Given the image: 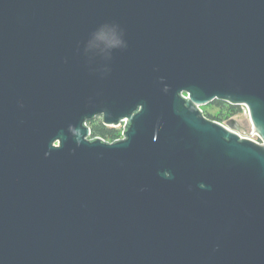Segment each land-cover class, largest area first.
I'll return each mask as SVG.
<instances>
[{
    "label": "water",
    "instance_id": "water-1",
    "mask_svg": "<svg viewBox=\"0 0 264 264\" xmlns=\"http://www.w3.org/2000/svg\"><path fill=\"white\" fill-rule=\"evenodd\" d=\"M0 264H264V0H0Z\"/></svg>",
    "mask_w": 264,
    "mask_h": 264
},
{
    "label": "trees",
    "instance_id": "trees-1",
    "mask_svg": "<svg viewBox=\"0 0 264 264\" xmlns=\"http://www.w3.org/2000/svg\"><path fill=\"white\" fill-rule=\"evenodd\" d=\"M211 106L218 109L219 113L216 116H211L210 114L207 113V117L209 116L208 118L211 117L212 119L217 121L224 120V118H222L221 115L223 111H226L225 119L233 117L234 115L238 114L240 111L239 107H235L220 101L213 102ZM86 125L90 128L91 136L94 138L103 137L107 139H113L116 136L115 129L106 127L102 122V118H95L93 120H90L86 123Z\"/></svg>",
    "mask_w": 264,
    "mask_h": 264
},
{
    "label": "built area",
    "instance_id": "built-area-1",
    "mask_svg": "<svg viewBox=\"0 0 264 264\" xmlns=\"http://www.w3.org/2000/svg\"><path fill=\"white\" fill-rule=\"evenodd\" d=\"M182 96L184 98H186L185 94H182ZM239 108H240V112L242 114H244V116H248L247 109H246V107L244 105H240ZM199 109L201 110L203 115L205 117H207V113L203 110V108L199 107ZM231 118L235 119L238 122V120L236 119V116H233ZM231 118L224 119V120H221V121L214 120L211 117L209 119H212V120H214V121H216V122H218V123H220L222 125H225V123ZM126 125H127V119H121L117 125H112V127H109V128L115 129V131H116V136L113 139H107V138H103V137H95V138H100L103 142H106V143H113V142H116V141L124 140L125 139V127H126ZM237 134L240 137H242V138H248V139L253 140V141L257 142V143H261V141L258 139L257 135L254 134V132H253V130L251 128V124H250V131L239 129V131H237ZM93 138L94 137H92L90 135L87 139H93Z\"/></svg>",
    "mask_w": 264,
    "mask_h": 264
},
{
    "label": "rangeland",
    "instance_id": "rangeland-1",
    "mask_svg": "<svg viewBox=\"0 0 264 264\" xmlns=\"http://www.w3.org/2000/svg\"><path fill=\"white\" fill-rule=\"evenodd\" d=\"M211 104H208L206 106H203V110L210 114L211 116H216L218 113H219V110L214 108L213 106H211ZM226 111H223L221 113L222 115V118H226ZM236 116V119L238 120V124L240 125V129L242 130H246V131H250V121H249V118L248 116H244V114H242L240 111L238 114L234 115Z\"/></svg>",
    "mask_w": 264,
    "mask_h": 264
},
{
    "label": "flooded vegetation",
    "instance_id": "flooded-vegetation-1",
    "mask_svg": "<svg viewBox=\"0 0 264 264\" xmlns=\"http://www.w3.org/2000/svg\"><path fill=\"white\" fill-rule=\"evenodd\" d=\"M95 119V118H94Z\"/></svg>",
    "mask_w": 264,
    "mask_h": 264
}]
</instances>
